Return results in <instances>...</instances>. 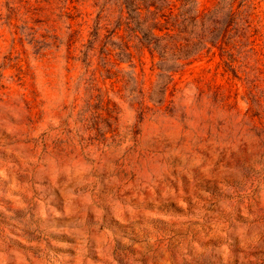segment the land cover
I'll use <instances>...</instances> for the list:
<instances>
[{
  "label": "rangeland",
  "instance_id": "rangeland-1",
  "mask_svg": "<svg viewBox=\"0 0 264 264\" xmlns=\"http://www.w3.org/2000/svg\"><path fill=\"white\" fill-rule=\"evenodd\" d=\"M121 18L0 0V264H264V0L160 103Z\"/></svg>",
  "mask_w": 264,
  "mask_h": 264
},
{
  "label": "trees",
  "instance_id": "trees-1",
  "mask_svg": "<svg viewBox=\"0 0 264 264\" xmlns=\"http://www.w3.org/2000/svg\"><path fill=\"white\" fill-rule=\"evenodd\" d=\"M115 1L122 17L118 26L123 25L134 34L141 48L158 57V89L151 99L160 103L177 72L202 52L228 44L245 0H215L211 7L204 8L199 0ZM121 49L123 57L131 58L126 44Z\"/></svg>",
  "mask_w": 264,
  "mask_h": 264
}]
</instances>
